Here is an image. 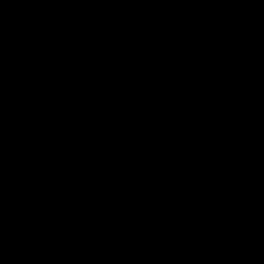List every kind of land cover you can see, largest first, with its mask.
<instances>
[{"label":"water","instance_id":"water-1","mask_svg":"<svg viewBox=\"0 0 264 264\" xmlns=\"http://www.w3.org/2000/svg\"><path fill=\"white\" fill-rule=\"evenodd\" d=\"M0 264H264V0H0Z\"/></svg>","mask_w":264,"mask_h":264}]
</instances>
